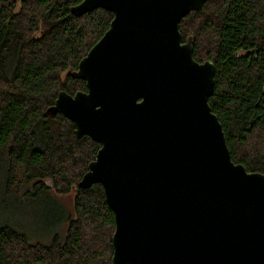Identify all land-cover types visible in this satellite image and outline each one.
Here are the masks:
<instances>
[{
    "label": "water",
    "instance_id": "95a60500",
    "mask_svg": "<svg viewBox=\"0 0 264 264\" xmlns=\"http://www.w3.org/2000/svg\"><path fill=\"white\" fill-rule=\"evenodd\" d=\"M205 0H81L111 14L58 91L76 139L98 144L77 187H101L110 264H264V175L230 161L210 112L214 67L191 56L179 21Z\"/></svg>",
    "mask_w": 264,
    "mask_h": 264
},
{
    "label": "trees",
    "instance_id": "16d2710c",
    "mask_svg": "<svg viewBox=\"0 0 264 264\" xmlns=\"http://www.w3.org/2000/svg\"><path fill=\"white\" fill-rule=\"evenodd\" d=\"M80 1L0 0L3 192H72V215L46 243L0 226V264H110L113 218L101 187H77L98 144L76 139L61 114L45 113L58 91H84L69 73L111 19L100 8L71 15ZM178 32L182 42L191 40L194 61L213 64L207 105L230 161L264 175V0H205L179 21Z\"/></svg>",
    "mask_w": 264,
    "mask_h": 264
},
{
    "label": "rangeland",
    "instance_id": "374dc122",
    "mask_svg": "<svg viewBox=\"0 0 264 264\" xmlns=\"http://www.w3.org/2000/svg\"><path fill=\"white\" fill-rule=\"evenodd\" d=\"M66 213L72 215L71 191L66 194L50 191L29 196L7 195L3 192L0 176V226L22 234L29 243L48 242Z\"/></svg>",
    "mask_w": 264,
    "mask_h": 264
},
{
    "label": "flooded vegetation",
    "instance_id": "af4514ba",
    "mask_svg": "<svg viewBox=\"0 0 264 264\" xmlns=\"http://www.w3.org/2000/svg\"><path fill=\"white\" fill-rule=\"evenodd\" d=\"M181 41V40H180ZM182 42V41H181ZM206 61H209V60H206ZM202 62H204V61H202ZM202 62H198V63H202ZM213 65V64H212ZM213 89V88H212Z\"/></svg>",
    "mask_w": 264,
    "mask_h": 264
}]
</instances>
